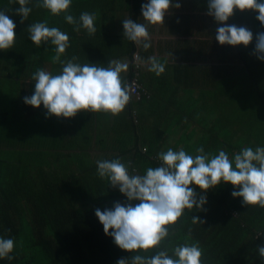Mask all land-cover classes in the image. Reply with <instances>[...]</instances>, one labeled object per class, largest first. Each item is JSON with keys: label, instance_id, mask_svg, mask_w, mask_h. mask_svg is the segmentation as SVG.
<instances>
[{"label": "trees", "instance_id": "obj_1", "mask_svg": "<svg viewBox=\"0 0 264 264\" xmlns=\"http://www.w3.org/2000/svg\"><path fill=\"white\" fill-rule=\"evenodd\" d=\"M147 2L72 0L68 14L77 21L82 12L96 13L97 31L90 36L83 27L75 31V26L65 21L64 13L52 15L47 9L36 7L37 0H30L27 6L32 11L23 22L16 13L18 3L0 0V11H5L16 24L14 46L0 50V237L15 241L9 254L14 258H0V264H116L121 258L130 259L135 254L151 256L165 249L172 255L175 246L193 242H198L203 250L202 264H264L258 254V248L264 246V208L244 205L241 197L231 196L239 187L224 182L207 192L190 185L198 197H206L204 210L186 209L180 220L169 226L170 236L160 248L139 253L120 249L110 235H105L95 210L111 209L116 202L129 203L127 198L107 178L98 176L96 161L86 162L89 153L84 145L79 147L82 150L78 154L72 153L77 161L57 167L53 162L63 158L50 153L54 148L60 149L57 142L44 146L49 139L68 141L66 124L76 123V131L84 120L83 125L93 129L100 117L91 111H80L72 118L47 116L43 105L34 108L23 102L24 97L34 93L32 76L37 69L55 75L63 67L52 62L56 53L50 40L39 47L33 44L27 30L31 24L46 21L47 26L68 34L70 46L61 60L75 56L81 65L104 66L112 60L138 55L135 52L138 45L123 35V20L129 18L146 24L141 5ZM173 2L181 7L169 10L164 28L167 27L168 33L184 35L178 39L185 47L184 60H201L195 67L185 61L176 65L177 71L174 69L181 75L176 87H194L199 92L198 106L191 108V116L199 126L198 136L190 139L184 133L174 138L162 119L172 118L178 112L170 113L166 106L160 109L152 126L146 121L145 130L141 107L146 102L147 118L152 109L151 95L142 96L139 101L131 96L125 109L113 117H121L125 126L118 124L119 129H111L125 131L127 136H117L121 141L114 146L102 145V151L112 153L98 160L121 158L134 174L143 175L148 167L161 166L158 154L168 148L174 151L183 148L195 156L196 149L202 146L206 154L216 155L224 150L234 159V154L244 147H264V61L253 54L255 37L264 32V26L256 19L258 13L234 10V15L224 22L249 29L253 40L248 46L220 45L215 39L216 30L224 24L207 15L209 0ZM207 20L213 24L212 33L207 32ZM186 26L192 30L188 31ZM195 33L198 35L190 37ZM171 71L160 76L170 80ZM135 76L138 78L136 69L130 68L128 75L122 77L128 81ZM146 92L150 94L147 85ZM207 98L212 101L208 108ZM182 114L178 121L189 116L184 110L179 111ZM111 124L117 125L115 121ZM87 134L83 133L84 141L89 142ZM130 203L134 206L139 201ZM192 217L203 223H193Z\"/></svg>", "mask_w": 264, "mask_h": 264}, {"label": "clouds", "instance_id": "obj_2", "mask_svg": "<svg viewBox=\"0 0 264 264\" xmlns=\"http://www.w3.org/2000/svg\"><path fill=\"white\" fill-rule=\"evenodd\" d=\"M18 3L16 13L27 20L31 7L30 0H9ZM72 0H37L36 7L47 9L52 15L64 13L68 24L75 31L81 27L91 36L96 33V13L82 12L79 20L68 14ZM173 0H148L141 5V13L147 25H163L165 15L172 8H180ZM234 10L257 12L256 19L264 26V0H209L207 15L219 24H224ZM145 23L131 19L123 20V35L144 50L151 45V34ZM16 24L5 11H0V50L12 48L16 42ZM30 39L37 47L49 40L54 46L53 63L63 65L59 74L37 69L32 79L35 81L34 93L24 97V103L34 108L41 105L47 116L72 118L80 111L105 112L115 116L120 114L131 100V85L122 77L129 69V63L119 60L108 62L107 67L97 64L76 62L77 57L61 60L69 45V36L57 27L47 26V22H36L27 29ZM216 41L220 45L248 46L253 33L246 27L234 24L218 27ZM254 55L264 61V32L255 37ZM136 60L144 63L137 55ZM148 71L157 76L165 71L166 63L156 56L147 60ZM196 155L188 154L183 148L174 151L168 148L158 154L161 166L148 167L145 174L129 171V164L121 158L98 160L97 174L107 178L113 188H117L129 203H114L111 209L95 210V216L103 225L105 235H110L115 245L131 252H147L158 249L170 236L169 226L175 225L185 210L202 211L206 197L200 195L190 185L201 192L215 188L221 182L230 183L238 191L232 197H241L244 205H258L264 208V147H244L230 159L224 150L210 155L203 147L196 149ZM131 201H139L134 206ZM193 223L203 221L192 217ZM111 230V231H109ZM15 241L0 237V258L12 260ZM169 255L167 249L156 251L154 255H132L130 259L121 258L116 264H202L203 250L198 242L175 246ZM259 256L264 259V246L258 248Z\"/></svg>", "mask_w": 264, "mask_h": 264}, {"label": "crops", "instance_id": "obj_3", "mask_svg": "<svg viewBox=\"0 0 264 264\" xmlns=\"http://www.w3.org/2000/svg\"><path fill=\"white\" fill-rule=\"evenodd\" d=\"M207 22L209 28L207 32L212 33L213 24L209 20H207ZM147 27L149 33L151 34L152 46L149 49L144 50L142 45H138L137 51H135L141 58V60L144 61V63H141L140 61H138V63L135 62L136 54H134L131 59L127 57L119 59V61L129 63L128 71L126 73H122V76L128 75L130 68L132 71H134L133 66L134 64H137L139 66L135 69L137 71L139 81L144 87L145 91L146 85L148 86V90L150 92V94L148 95H151L149 108L152 109L147 113L146 118V102L141 107L140 114L142 127L146 130V121L149 126H152L155 119L159 118L158 115L160 114V109L166 106L167 111H169L170 113L178 112L177 114H174L172 118H163L165 120H168V122L161 118L162 123L165 124V128L168 129L171 133H173V137L176 138L177 136H182L184 133H186V136L190 137V139L196 138L198 136L199 126L196 124L195 120L191 116V113L193 111L191 110V108L198 106L199 92L194 87H176V83L180 79L181 75L179 73L174 72V69L177 67V64L185 63V61H189L188 64L190 67H195L201 60H184L182 58V53L185 47L182 42L178 43V39L184 35L178 36L177 34L168 33L167 27L166 29L164 28V23L163 25H147ZM185 28L188 31L192 30V28L188 26H186ZM202 31L204 30L202 29ZM197 35L198 33H195L193 36L190 37H194ZM187 50L191 49L187 48ZM212 54L213 53H211V56ZM151 56H156L161 59V62L166 63L164 73L172 72L171 70H173V77L170 80H164V78L160 75L157 76L155 73L148 71L147 60ZM209 62L210 61H207V63ZM107 65L108 63L105 64L104 67H107ZM175 71H177V69H175ZM169 96L171 97L169 98ZM182 110H184L185 114H188L189 116H185L184 118H181V121H178L177 118L183 116V114L179 115V111ZM194 112L196 114L197 110ZM96 113L100 118H96V124L94 125L93 129H88V127L84 126V120L80 121L81 128H77L76 131V123H68L65 125L69 131V133L67 132L66 134V137H68V141H65V138L56 141H52L51 139H49L47 141L46 145L44 146H50L53 142H57L56 145L60 147V149L54 148L50 151V153H52L53 155H61L63 158V160L60 162H58V160L54 161V166L57 167L60 164L63 165L67 161L69 162V164H71L73 160L77 161V159H74L75 157L72 155V153L78 154L79 151L82 150V148H79L82 145L86 147V150L89 153V157L87 158L86 162L88 163L91 161H97L98 158L109 156L112 153V151L110 152L108 150L107 152L102 151V145L114 146L118 144V141H121L120 138H125L127 136V134H125V131L114 132L111 130L112 128L119 129L120 127H118V124H123V126H125L121 117L113 119V117H115L116 115L113 116L110 113L105 112ZM112 121H115V124L117 125L111 124ZM71 126L73 127V129H71ZM84 132L88 133L87 136L90 137L89 142L84 141ZM117 136H119L120 138H118ZM178 139H180V137H178Z\"/></svg>", "mask_w": 264, "mask_h": 264}, {"label": "built area", "instance_id": "obj_4", "mask_svg": "<svg viewBox=\"0 0 264 264\" xmlns=\"http://www.w3.org/2000/svg\"><path fill=\"white\" fill-rule=\"evenodd\" d=\"M137 79L138 78L135 76L127 81L131 85L132 88L131 96L135 99V101H139L142 96H148L147 92L145 91V89L142 88L140 82ZM132 113L135 114V111L133 110Z\"/></svg>", "mask_w": 264, "mask_h": 264}, {"label": "rangeland", "instance_id": "obj_5", "mask_svg": "<svg viewBox=\"0 0 264 264\" xmlns=\"http://www.w3.org/2000/svg\"><path fill=\"white\" fill-rule=\"evenodd\" d=\"M137 55H135V57H136ZM136 63H138V60H136L135 61ZM136 65L137 64H134V68H136ZM211 104H212V101L209 99V98H207L206 100H205V106L208 108V106L210 105L211 106Z\"/></svg>", "mask_w": 264, "mask_h": 264}]
</instances>
